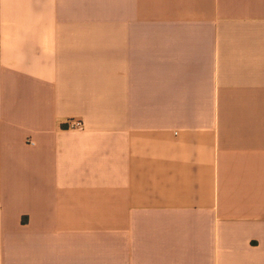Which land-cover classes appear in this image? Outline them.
I'll return each instance as SVG.
<instances>
[{"label":"crops","instance_id":"crops-1","mask_svg":"<svg viewBox=\"0 0 264 264\" xmlns=\"http://www.w3.org/2000/svg\"><path fill=\"white\" fill-rule=\"evenodd\" d=\"M0 264H264V0H0Z\"/></svg>","mask_w":264,"mask_h":264},{"label":"rangeland","instance_id":"rangeland-1","mask_svg":"<svg viewBox=\"0 0 264 264\" xmlns=\"http://www.w3.org/2000/svg\"><path fill=\"white\" fill-rule=\"evenodd\" d=\"M60 8L62 9H72V8H81L80 3H61ZM87 9H98V10H109L110 13H114L116 9V2H99L94 1L87 3ZM79 21L80 19H76ZM93 26H109L110 32H115L116 26V17L108 18H93L91 19ZM78 23V22H77ZM110 37H115V34H110Z\"/></svg>","mask_w":264,"mask_h":264},{"label":"built area","instance_id":"built-area-1","mask_svg":"<svg viewBox=\"0 0 264 264\" xmlns=\"http://www.w3.org/2000/svg\"><path fill=\"white\" fill-rule=\"evenodd\" d=\"M67 128L69 129H82L84 127V124L81 120H70L67 125Z\"/></svg>","mask_w":264,"mask_h":264}]
</instances>
